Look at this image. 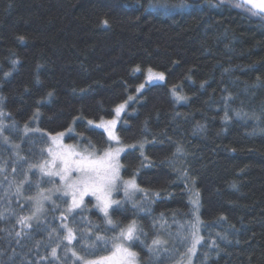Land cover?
<instances>
[{
  "label": "trees",
  "instance_id": "obj_1",
  "mask_svg": "<svg viewBox=\"0 0 264 264\" xmlns=\"http://www.w3.org/2000/svg\"><path fill=\"white\" fill-rule=\"evenodd\" d=\"M237 3L0 0V264H79L70 248L106 256L133 220L139 264H177L197 217L203 239L191 264H264V16ZM149 69L164 80L147 82ZM121 104V175L141 193L114 196L119 227L109 230L89 198L66 215L61 196L30 227L19 224L53 186L29 167L44 160L49 137L102 151L109 141L95 125ZM97 235L109 243L87 247ZM156 238L167 243L154 255Z\"/></svg>",
  "mask_w": 264,
  "mask_h": 264
},
{
  "label": "snow or ice",
  "instance_id": "obj_2",
  "mask_svg": "<svg viewBox=\"0 0 264 264\" xmlns=\"http://www.w3.org/2000/svg\"><path fill=\"white\" fill-rule=\"evenodd\" d=\"M155 6V5H149ZM167 7V5H163ZM183 6V3L180 5ZM236 7L243 8L253 16H261L264 14V0H238ZM104 25L108 24L107 20H103ZM23 39V38H21ZM139 71V69H136ZM148 80H164L163 73H152L149 69ZM7 75V73L5 74ZM145 85L141 84L140 89L144 88ZM51 95V93H49ZM182 99V97H178ZM125 105L121 104L116 109L117 118L120 117V113L124 110ZM5 115L0 111V116ZM88 123L91 125L93 121L89 120ZM96 128L103 129L104 133L107 134L108 146L102 151L96 149L90 142L88 147L77 151L71 145H64L60 142L59 138L63 137L64 133H57L56 136L52 137L53 145L55 147H49L47 149L50 159L44 160L38 165H30V168H39V171L49 177H59L61 185L63 187L64 195L71 197V203L69 204L68 211L72 212L74 209L80 208L85 203V197L91 196L95 198V207L103 214L106 224L112 226V231H115L118 224H116L110 215V210L113 206L119 207L121 201L113 199V194L121 190L125 196L128 197L130 193L138 191V185L134 178L124 180L121 175V169L123 167L121 163V154L125 152V147L119 146L121 144L120 137L116 133L117 119L102 120L100 123L95 125ZM3 130L2 124H0V131ZM28 130L27 127L25 129ZM71 131V129H69ZM7 141V137H5ZM112 142H115L113 145ZM128 147L135 148V145H129ZM143 149V145H140ZM89 149H92L89 151ZM143 155V152H141ZM0 171H3L0 168ZM15 172V169H13ZM7 178V177H5ZM23 184V182H21ZM17 192L20 191V186H17ZM61 189L58 187L57 191ZM43 199L49 197L44 196ZM193 203H197L194 201ZM42 205L37 203L36 212L40 211ZM33 213V215L36 214ZM31 217H21L17 222L24 228L30 227L27 220ZM199 217L196 218V222L190 225L192 229L193 243L189 247L188 252L194 254L196 251V245L203 239L198 235L199 233ZM66 228V235L63 237L69 245L72 244L77 236L74 234V230L68 227L66 224L63 225ZM142 229L139 228L136 221L129 222L126 226L120 227L119 233L111 238V250L110 254L101 256L98 259L86 260L84 257L78 256L77 251L68 249L72 252V256L77 260L83 261V264H139V253L133 250V242L140 240V233ZM24 233L16 232L15 235L20 237ZM146 235V234H145ZM89 239L91 237L89 236ZM100 241L105 244L109 243V240L101 235H97L95 242L89 244L87 247H94ZM167 242L159 238L153 239L152 244L148 246L149 252L156 255L160 249ZM59 247V244L57 245ZM57 247L51 249V256L55 259L57 257Z\"/></svg>",
  "mask_w": 264,
  "mask_h": 264
},
{
  "label": "rangeland",
  "instance_id": "obj_3",
  "mask_svg": "<svg viewBox=\"0 0 264 264\" xmlns=\"http://www.w3.org/2000/svg\"><path fill=\"white\" fill-rule=\"evenodd\" d=\"M152 73H153V72H152ZM148 76H149V72L147 73V76H146V81L149 82V83H153V82L161 81V80H156V79H154V80H152V81L150 82V81L148 80ZM121 113H122V112H121ZM113 116H114V117L111 118V119H109V120L117 119V123H118V119H119V118H117V116H116V112L114 113ZM104 121H107V120H104ZM99 129H101V128H99ZM101 130H103V129H101ZM106 135H107V134H106ZM55 136H56V135H55ZM52 137H54V136H52ZM52 137H49V143H48V146H47L46 151H45V158H44V160H48V159H50L47 149H48L49 147H55V146L53 145ZM64 137H65V136L59 138L60 142L63 143L64 145H71V144H66V143L64 142ZM112 143H113L114 146H116V145H115V142H112ZM71 146H73L74 148H76L77 151H81V150H83V148H80V147H78V146H75V145H71ZM119 146H122V145L120 144ZM44 160H43V161H44ZM43 161H42V162H43ZM42 162H41V163H42ZM37 170L39 171V168H38V167H37ZM39 172H40V171H39ZM40 173H41V172H40ZM41 175L44 176V177L47 178V179H50V180L53 182V183H52L53 186H52L50 189H47L46 191H40V192H38V194H36V196H34V198L32 199V205H33V210H32V211H33V212H32V215H31V220H30L31 222L36 221L35 219H37V218L40 216V214H41V212H42V210H43V208H44L43 206L45 205V203L51 201V199L53 200L54 196H61L62 198L66 199L67 202H68V208H69V204L71 203V197H70V196H65V195H64L63 187H62V185H61V181H60L59 177H49V176H45V175H43L42 173H41ZM58 187L61 189L60 191H57V188H58ZM119 192H121L122 195H124V197H125L126 199H132L133 197H135L136 195H138L139 193H141V191L138 190V191H135V192H133V193H130V195H129L128 197H126V196H125V193H124V191H123V186H121V190H120ZM119 192L113 194V199H114V196H115L116 194H118ZM44 196H47V197H49V198H48V199H43L42 197H44ZM87 198L93 200V204H94V206L96 205V201H95V198H94V197L86 196L85 199H87ZM194 201H196V200L193 199V202H194ZM38 202H39L40 205H42V207H41L40 211L36 212V207H37V203H38ZM193 204H194V206H196V203H193ZM82 206H83V205H82ZM82 206H81V207H82ZM81 207H80V208H81ZM68 208H67V210H66V215H68V214L71 213V212L68 211ZM95 208H96V207H95ZM96 209H97V208H96ZM196 209H197V207H196ZM77 210H79V208H78V209H74L73 211H77ZM97 210H98V209H97ZM98 211H99V210H98ZM34 212H36L35 215H33ZM99 212H100V211H99ZM101 214H102V213H101ZM190 247H191V246H190ZM70 253H72V252H70ZM108 255H109V254H108ZM193 255H194V254H191V253H189V252L187 251L186 254H185V256H184V258H183L180 262H178L177 264H191V260H192V256H193ZM96 259H98V258H96ZM76 260H77V259H76ZM86 260H93V259H86ZM77 261H79V264H83V261H80V260H77Z\"/></svg>",
  "mask_w": 264,
  "mask_h": 264
},
{
  "label": "water",
  "instance_id": "obj_4",
  "mask_svg": "<svg viewBox=\"0 0 264 264\" xmlns=\"http://www.w3.org/2000/svg\"><path fill=\"white\" fill-rule=\"evenodd\" d=\"M238 1V0H237ZM264 16V14H262Z\"/></svg>",
  "mask_w": 264,
  "mask_h": 264
}]
</instances>
